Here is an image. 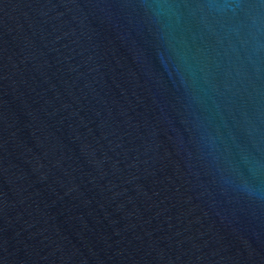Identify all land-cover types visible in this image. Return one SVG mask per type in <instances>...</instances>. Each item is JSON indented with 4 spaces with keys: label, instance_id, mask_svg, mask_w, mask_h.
<instances>
[{
    "label": "water",
    "instance_id": "obj_1",
    "mask_svg": "<svg viewBox=\"0 0 264 264\" xmlns=\"http://www.w3.org/2000/svg\"><path fill=\"white\" fill-rule=\"evenodd\" d=\"M0 264H264V0H0Z\"/></svg>",
    "mask_w": 264,
    "mask_h": 264
}]
</instances>
